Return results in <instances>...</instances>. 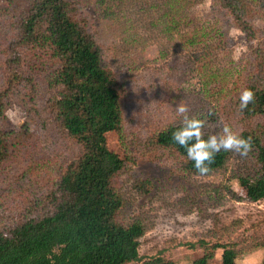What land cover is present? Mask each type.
Returning a JSON list of instances; mask_svg holds the SVG:
<instances>
[{
  "label": "trees",
  "instance_id": "16d2710c",
  "mask_svg": "<svg viewBox=\"0 0 264 264\" xmlns=\"http://www.w3.org/2000/svg\"><path fill=\"white\" fill-rule=\"evenodd\" d=\"M0 1L17 7L14 36L6 46L0 123L8 95L22 81L33 84L42 75L50 122L78 148L51 188L0 224V264H176L159 255L141 258L143 224L119 219L122 198L113 181L127 159L123 148L119 156L108 146L107 135L113 132L124 141L120 84L85 20L75 17L70 0ZM152 1L149 6L161 10L152 25L170 39L176 32L184 50H196L192 62L202 82L200 103L188 115L204 119L205 137L219 135L227 125L250 139L251 150L244 156L249 166L236 176L244 194L236 197L264 201V136L257 124L264 117V36L253 24L256 16L264 21V0H210L250 41L249 69L234 79L216 66L225 33L199 23L190 12L202 0ZM244 88L254 92V100L241 112L239 93ZM180 126L181 120L168 124L150 136V143L173 151L185 171L199 174L185 148L171 138ZM11 133L0 126V162L9 155ZM231 152L216 153L207 173L223 167ZM216 248L222 249L220 261L211 263ZM261 248L264 264V240ZM235 258L232 247L213 244L187 264H236Z\"/></svg>",
  "mask_w": 264,
  "mask_h": 264
},
{
  "label": "rangeland",
  "instance_id": "374dc122",
  "mask_svg": "<svg viewBox=\"0 0 264 264\" xmlns=\"http://www.w3.org/2000/svg\"><path fill=\"white\" fill-rule=\"evenodd\" d=\"M70 2L75 17L85 20L104 62L120 84L124 141L111 132L107 143L119 156L120 148L126 154L113 183L122 198L120 221L138 220L145 228L139 239L141 258L159 255L187 264L213 244H227L236 251V264H260L264 201L236 197L244 194L236 176L249 166V158L232 151L220 169L193 174L183 169L176 153L150 143L152 134L181 120L176 104L183 102L190 110L200 103L202 82L192 62L196 50H184L176 32L170 39L152 25L161 12L159 7L149 6L152 0ZM16 11L14 3L0 1V90ZM190 12L198 16L199 23L225 33L226 44L216 66L232 79L240 71L247 72L251 59L245 34L214 9L210 0H202ZM253 24L264 36V21L256 16ZM34 80L33 84L22 81L8 95L0 123L3 130L12 131L7 140L9 155L0 162V224L51 188L78 151L50 122L42 75ZM257 124L264 136V117ZM221 252V248L214 249L209 262L220 261Z\"/></svg>",
  "mask_w": 264,
  "mask_h": 264
},
{
  "label": "clouds",
  "instance_id": "9594fccd",
  "mask_svg": "<svg viewBox=\"0 0 264 264\" xmlns=\"http://www.w3.org/2000/svg\"><path fill=\"white\" fill-rule=\"evenodd\" d=\"M254 100V92L244 88L239 93L238 108L242 112ZM176 115L181 119V126L171 134L176 144L185 148L187 158L193 162L197 173L203 175L209 171L215 154L223 151H235L246 156L251 150L249 138L243 137L239 132L231 130L227 125L223 127L222 134H203L204 119L189 116L186 104L180 102L175 106Z\"/></svg>",
  "mask_w": 264,
  "mask_h": 264
}]
</instances>
